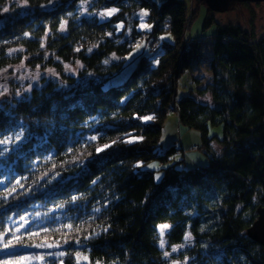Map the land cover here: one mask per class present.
I'll return each mask as SVG.
<instances>
[{
  "label": "trees",
  "instance_id": "1",
  "mask_svg": "<svg viewBox=\"0 0 264 264\" xmlns=\"http://www.w3.org/2000/svg\"><path fill=\"white\" fill-rule=\"evenodd\" d=\"M51 1L27 0L29 12L0 24V68L21 59L20 53H8L12 47L33 54L41 43L58 59L79 60L84 71L102 78L121 70L137 38L148 41L151 53L138 54L119 84L103 87L101 79L90 76L61 88L47 80L27 97L0 104V140L24 132L6 157L0 156V231L11 228L12 218L55 213L16 234L25 246L61 245L64 255L46 256L45 264H76L77 253L90 264H168L158 245V225L168 224V245L183 243L186 233L192 236L173 259L264 264L262 246L246 232L264 206V34L255 37L236 24L215 22L199 0L194 6L191 0L189 6L185 0H88L89 11L117 9L104 18L80 15L81 0L43 6ZM200 5L202 29L216 24L209 80L203 87L198 83L197 98L177 96V77L203 58L201 37L184 35ZM143 7L151 28L139 33L133 14ZM165 31L170 40L157 42ZM113 54L116 59L110 60ZM206 93L209 99H203ZM171 114L199 132L200 146L192 147L206 155L205 165L169 162L183 149L178 144L159 152V135ZM146 116L153 118L141 119ZM215 126L220 135L209 133ZM105 144L111 147L96 151ZM152 159L165 164L158 181L153 170L140 166ZM28 252L36 250L0 252V261Z\"/></svg>",
  "mask_w": 264,
  "mask_h": 264
},
{
  "label": "rangeland",
  "instance_id": "2",
  "mask_svg": "<svg viewBox=\"0 0 264 264\" xmlns=\"http://www.w3.org/2000/svg\"><path fill=\"white\" fill-rule=\"evenodd\" d=\"M156 3H160L162 0H154ZM60 0H53L45 5L46 8L55 6L58 4ZM186 4L189 6L190 0H185ZM192 6H194V0H191ZM89 2L87 0L86 3L82 4L81 1L77 3V10L80 15H89V14H97L99 17L104 18L100 15L101 12H94L89 11ZM31 10V7L25 3L24 0H5L3 3H0V24L16 15H21L27 13ZM142 11H146L148 15V10L146 8H139L133 14V18L137 19L134 24L135 30L137 32L148 31L150 28H141L140 25L142 23L150 25L147 21V15L144 17L143 21L140 19V15ZM212 11V10H211ZM107 12V11H103ZM212 18L215 22L220 24L232 23L238 25L240 28L247 32H252L255 37L264 34V0L263 1H254V2H232L224 11L211 12ZM204 18V6L200 5L199 11L196 17L190 24V27L184 32L185 36L191 37H201L203 41L202 51H203V58L200 65L195 68L193 71H186L179 75L176 79V95H193L194 97H198L195 93V89L198 87V83L201 84L203 87L207 81L209 80V71H208V59L210 56V37L215 31V22L211 23L208 27L202 29V23ZM64 22V21H63ZM59 32L64 33L65 27L61 30L59 26ZM128 35V32L126 33ZM164 37V39H161ZM157 42L161 40H170V34L168 31L161 32L157 35ZM43 42V40H42ZM140 43L141 47L136 48V45ZM24 48L22 46H15L8 50L9 54H21V59L7 64L0 68V104L2 105L4 102L11 104L14 99H20L27 97L30 93V90L33 87H38L44 84L47 80H52L56 82V84L61 88H68L72 85H77L84 83L86 79L90 76H94L97 79L102 80V86L107 87L110 85H116L124 81V79L129 74L131 68L134 66L136 62V57L138 54H146L151 53L149 50L148 41L143 38H137L131 50L125 56V64L121 68V70L111 76L107 77H100L94 75L92 72H87L83 70V65L81 61L74 60V61H62L55 57L50 51L44 49V43H41V50L39 52L28 54L23 53ZM131 54V55H130ZM54 60L58 64L54 67L51 65H47L46 60ZM116 59L113 55L110 57V60ZM79 61L80 63L77 64L76 62ZM70 65V69L66 70L65 65ZM49 69L53 71H49ZM197 78L198 82L192 78L194 76ZM7 89V91H4ZM203 99H209V94L206 93ZM221 128L219 126L210 127L209 133L210 134H219L220 135ZM15 134V133H14ZM14 134H10L8 136H14ZM4 139V138H2ZM1 139V140H2ZM178 144L182 149H178L176 153L171 156L169 162L177 161L179 159H183L182 162L177 163V167H192L193 165H205L208 162V158L201 149H197L196 147L193 148L192 146H200V137L199 132L195 129H190L184 126L183 124H179L176 121V118L173 114L166 117L164 121L163 127L161 129V133L159 135V142L157 149L159 152H163L170 144ZM16 143H10L7 145H0V152H3V158L6 157V152L3 151L4 148L10 150L12 147L14 148ZM214 150L218 152L219 147L214 145ZM150 165H157V167H149ZM165 165L161 163L157 159H152L147 163L140 165L144 169L153 170L154 178L158 181L161 178L162 170L161 167ZM0 166L2 163L0 161ZM159 177V178H157ZM53 212V210H51ZM37 212H33L30 216L23 215L25 220L28 221V224L25 225L24 228H20V225L24 223L18 218L11 219V230L18 234L22 230H24L29 225L35 224L37 222H43L45 219L57 216L55 213H51L49 215H41ZM158 225V231L160 232ZM16 229H19V232H16ZM168 230L165 229L166 232ZM11 235V233H9ZM160 236V235H159ZM163 239L166 242L165 235ZM160 242V238H159ZM158 242V245H159ZM191 243L190 241H183V243L175 244V245H168L167 242L165 243V247L162 249L163 254L164 252H169L170 255L166 258L169 259L168 264H173L174 261L181 262V264H187L190 258L184 259H173L180 252L184 249L188 244ZM46 244H53V243H46ZM57 245V244H53ZM59 247H51V248H37V247H29V246H18L15 249L6 250L2 252H9L14 250H28L34 249L36 252H28L25 253L24 256H36L40 257L43 256V259H32L26 264H45L46 256H60L58 253H62L61 245L58 244ZM183 245L182 248H179L178 251L173 252V246ZM160 247V246H159ZM48 253H52L53 255H48ZM174 255V256H173ZM76 264H90L86 255L79 254L76 255Z\"/></svg>",
  "mask_w": 264,
  "mask_h": 264
},
{
  "label": "snow or ice",
  "instance_id": "3",
  "mask_svg": "<svg viewBox=\"0 0 264 264\" xmlns=\"http://www.w3.org/2000/svg\"><path fill=\"white\" fill-rule=\"evenodd\" d=\"M27 2V0H25V3ZM87 0H81V3L84 4L86 3ZM117 11V9H109L107 10V12H101L100 15L101 16H105V15H112L113 13H115ZM147 15V12L146 11H142L141 15H140V19L143 21L144 17ZM65 24L66 22H62L60 27H61V30L64 29L65 27ZM117 27H123V25H118ZM141 28H150L151 25H147V24H144L142 23L140 25ZM27 35V33L25 34ZM161 39H164V37H161ZM141 47V44L138 43L136 45V48H139ZM77 51H79V49H77ZM89 51H91V49H89ZM131 55V54H130ZM113 57L115 58V54H113ZM109 61L108 60H105L104 63L107 64ZM77 64H79L80 62L77 61L76 62ZM81 67H83V65H80ZM65 69L68 70L70 69V65H65ZM49 71H53L51 69H49ZM4 91H7V89H5ZM153 117H142L141 119L143 120H150L152 119ZM24 137V132L23 130L17 132L14 134V136H5L4 139L0 140V145H7V144H10V143H17L19 141H21ZM89 139L91 140H95L97 139V137H90ZM136 140L138 139H142V137H137L135 138ZM125 143H133L135 142V140H125L124 141ZM112 143H116V141H112ZM111 147L110 144H105L103 145L102 148H97L96 151L97 152H100V151H103L104 149H107ZM4 152L8 151L7 148H4L3 149ZM71 151V149H70ZM3 152H0V155H2ZM139 166V165H137ZM149 167H157V165H150ZM159 178V177H157ZM95 183V181L93 182ZM12 191H15V187H13ZM9 195L11 194L10 192L8 193ZM76 199H78V197L76 196H73L72 197V200L75 201ZM63 205H59L58 207H62ZM96 211H99V209H96ZM39 215V214H38ZM20 219L22 221H24L23 224L20 225V228H24L25 225L28 224V221L25 220V218L23 216L20 217ZM69 227H71L69 225ZM170 226L168 224H162L159 226V229H160V232H159V235H160V242H159V246L160 248H164L165 247V240L163 239L164 235H165V229L169 228ZM16 232H19V229H16ZM9 233H11V235H9ZM26 235H28L29 237L33 236V235H38V233H32V232H27ZM184 239L185 241H190L192 239V236H191V233H186L185 236H184ZM18 246H25L24 245V242H23V239L21 236H18L15 234V232H12L11 229H8V230H4V231H0V252L2 251H6V250H11V249H15L16 247ZM29 247H37V248H42V247H46V248H51V247H59V245H53V244H46V243H42V244H34V245H27ZM183 245H178V246H173L172 248V251L173 252H176L178 251L179 248H182ZM48 255H53L52 253H48ZM58 255H64V253H58ZM170 255L169 252H164V256L165 257H168ZM77 256H79V253H77ZM43 259V256H40V257H36V256H24V255H21V256H17L15 259H9V260H5V261H0V264H26V262L32 260V259ZM97 264H99V262H97ZM173 264H181V262H178V261H174Z\"/></svg>",
  "mask_w": 264,
  "mask_h": 264
},
{
  "label": "water",
  "instance_id": "4",
  "mask_svg": "<svg viewBox=\"0 0 264 264\" xmlns=\"http://www.w3.org/2000/svg\"><path fill=\"white\" fill-rule=\"evenodd\" d=\"M208 9L216 12L224 11L232 2H254L263 0H199ZM256 218L246 229L247 235L262 246L264 255V206L257 208Z\"/></svg>",
  "mask_w": 264,
  "mask_h": 264
},
{
  "label": "built area",
  "instance_id": "5",
  "mask_svg": "<svg viewBox=\"0 0 264 264\" xmlns=\"http://www.w3.org/2000/svg\"><path fill=\"white\" fill-rule=\"evenodd\" d=\"M155 47H156V46H155V44H153L151 48L154 50V49H155Z\"/></svg>",
  "mask_w": 264,
  "mask_h": 264
},
{
  "label": "crops",
  "instance_id": "6",
  "mask_svg": "<svg viewBox=\"0 0 264 264\" xmlns=\"http://www.w3.org/2000/svg\"><path fill=\"white\" fill-rule=\"evenodd\" d=\"M195 76V75H194Z\"/></svg>",
  "mask_w": 264,
  "mask_h": 264
}]
</instances>
